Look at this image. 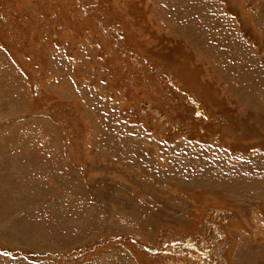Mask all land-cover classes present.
Here are the masks:
<instances>
[{
    "label": "rangeland",
    "instance_id": "obj_1",
    "mask_svg": "<svg viewBox=\"0 0 264 264\" xmlns=\"http://www.w3.org/2000/svg\"><path fill=\"white\" fill-rule=\"evenodd\" d=\"M0 264H264V0H0Z\"/></svg>",
    "mask_w": 264,
    "mask_h": 264
},
{
    "label": "trees",
    "instance_id": "obj_2",
    "mask_svg": "<svg viewBox=\"0 0 264 264\" xmlns=\"http://www.w3.org/2000/svg\"><path fill=\"white\" fill-rule=\"evenodd\" d=\"M193 254V253H192Z\"/></svg>",
    "mask_w": 264,
    "mask_h": 264
}]
</instances>
